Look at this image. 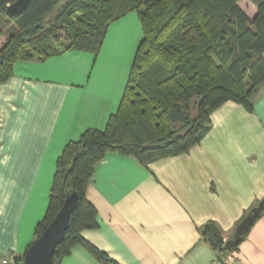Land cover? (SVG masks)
Instances as JSON below:
<instances>
[{"label":"crops","instance_id":"crops-1","mask_svg":"<svg viewBox=\"0 0 264 264\" xmlns=\"http://www.w3.org/2000/svg\"><path fill=\"white\" fill-rule=\"evenodd\" d=\"M141 33L130 12L109 25L98 55L69 50L18 60L0 84L2 261L9 252L22 256L35 239L66 144L89 128L104 129L116 112ZM210 117L211 129L187 153L147 165L106 154L86 189L98 226L83 237L118 264H264V211L230 250L215 248L203 229L214 224L225 243L264 198V85L253 111L229 100ZM56 264L104 263L77 244Z\"/></svg>","mask_w":264,"mask_h":264},{"label":"trees","instance_id":"trees-1","mask_svg":"<svg viewBox=\"0 0 264 264\" xmlns=\"http://www.w3.org/2000/svg\"><path fill=\"white\" fill-rule=\"evenodd\" d=\"M14 1L0 0V33L8 34L0 46V84L13 75L18 60L44 61L69 50L98 55L109 25L137 12L143 35L119 106L104 129L89 128L66 144L47 210L35 227L36 239L74 190L78 203L53 264L77 244L104 264H118L82 235L98 226L97 210L86 197L95 165L109 152L133 155L145 165L187 153L209 132L211 113L226 101L253 111L264 85V0H251L257 8L253 17L240 0H64L60 5V0H31L10 17L5 10ZM216 241L214 247L225 251L219 232ZM17 259L24 264L23 255Z\"/></svg>","mask_w":264,"mask_h":264},{"label":"water","instance_id":"water-1","mask_svg":"<svg viewBox=\"0 0 264 264\" xmlns=\"http://www.w3.org/2000/svg\"><path fill=\"white\" fill-rule=\"evenodd\" d=\"M31 0H15L6 8V14L10 17L16 16L24 11ZM78 193L74 190H69L66 193L64 202L46 226L43 232L31 243L23 254L24 264H53V257L58 244L64 241L66 231L70 227L71 214L78 203ZM264 211V198L240 221L236 226L234 235L224 244L225 250H230L236 247L242 237L249 231L254 220ZM203 229L209 230V238L212 244L216 245V227L210 223L203 226Z\"/></svg>","mask_w":264,"mask_h":264},{"label":"rangeland","instance_id":"rangeland-1","mask_svg":"<svg viewBox=\"0 0 264 264\" xmlns=\"http://www.w3.org/2000/svg\"><path fill=\"white\" fill-rule=\"evenodd\" d=\"M64 0H60V3H59V5L63 2ZM239 4L241 5V7L251 16V17H253L255 14H256V12H257V8H256V6L254 5V3L251 1V0H240L239 1ZM135 12V11H134ZM135 14H137V12H135ZM138 16V15H137ZM2 18V17H1ZM3 18H5V17H3ZM62 35L64 34L63 32L61 33ZM142 34V33H141ZM140 34V35H141ZM7 32H6V29L5 30H3L1 33H0V46H2L5 42H6V39H7ZM139 42H140V39L138 40V43H137V46H138V44H139ZM104 43V42H103ZM105 45V44H104ZM136 49L137 48H135V51H134V54H135V52H136ZM134 54H133V57H132V60H133V58H134ZM131 64H132V62H131ZM262 88V87H261ZM260 88V89H261ZM22 263H23V261H22Z\"/></svg>","mask_w":264,"mask_h":264},{"label":"built area","instance_id":"built-area-1","mask_svg":"<svg viewBox=\"0 0 264 264\" xmlns=\"http://www.w3.org/2000/svg\"><path fill=\"white\" fill-rule=\"evenodd\" d=\"M18 255L15 252H9L8 256L6 258V260L2 261L0 259V264H21L18 259H17ZM229 259H224L219 260V259H215L214 263L215 264H229Z\"/></svg>","mask_w":264,"mask_h":264}]
</instances>
